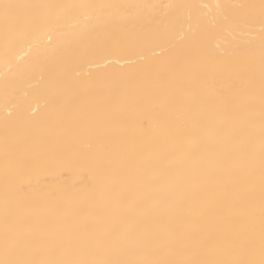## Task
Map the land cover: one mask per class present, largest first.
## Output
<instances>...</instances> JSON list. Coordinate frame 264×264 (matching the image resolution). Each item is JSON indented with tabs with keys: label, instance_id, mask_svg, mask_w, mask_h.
<instances>
[{
	"label": "bare ground",
	"instance_id": "1",
	"mask_svg": "<svg viewBox=\"0 0 264 264\" xmlns=\"http://www.w3.org/2000/svg\"><path fill=\"white\" fill-rule=\"evenodd\" d=\"M0 2L69 6L58 10L60 19L42 38L30 34L5 46L0 25V179L7 99L19 113L7 135L21 158L97 153L110 165L115 185L134 197L137 206V219L123 242L149 243L172 234L195 241L210 228V215L195 219L181 208L204 203L212 140L240 116L210 115L184 103L186 68L180 52L196 43L215 57L258 58L264 44V0ZM78 5L90 7H71ZM239 79L216 77L214 91L233 96ZM65 83L75 87H60ZM162 89L174 97L173 104L159 102ZM15 179L27 188L22 196L30 197L75 185L86 188L94 183V173L85 161L77 168L25 169ZM57 199L62 202L58 208L30 199L20 206L37 213L39 228L96 226L85 196L78 197V206L64 204L63 194ZM255 230L258 235V218ZM215 258L243 259L244 254L229 250Z\"/></svg>",
	"mask_w": 264,
	"mask_h": 264
},
{
	"label": "snow or ice",
	"instance_id": "2",
	"mask_svg": "<svg viewBox=\"0 0 264 264\" xmlns=\"http://www.w3.org/2000/svg\"><path fill=\"white\" fill-rule=\"evenodd\" d=\"M66 7L69 6L0 2L5 46L10 40L23 41L30 34L42 38L60 19L58 10ZM180 57L186 68L183 84L186 105L210 115L239 113L240 116L212 140L205 161L210 180L204 203L195 208H181L195 219L210 215V228L195 241L172 234L149 243L123 242L137 219V206L134 197L115 185L110 165L97 153L53 152L21 158L12 149L7 135L19 113L14 102L6 99L4 106L10 110L2 120L5 136L0 179V264H264V44L258 58L215 57L203 52L196 43L184 48ZM225 75L240 77L233 96L214 91L215 78ZM60 87L75 86L65 83ZM159 102L171 105L174 97L162 89ZM80 115L86 118L87 111L81 109ZM104 147L101 144L100 150ZM85 161L94 173V183L86 188L75 185L72 189L24 197L27 188L15 179L25 169L77 168ZM96 173L100 176L98 184ZM59 194L67 197L63 203L71 206H78V197L85 196L96 226L86 230L39 228L37 213L20 206L22 200L30 199L58 208L62 204L57 199ZM229 250L242 251L244 258H215Z\"/></svg>",
	"mask_w": 264,
	"mask_h": 264
}]
</instances>
